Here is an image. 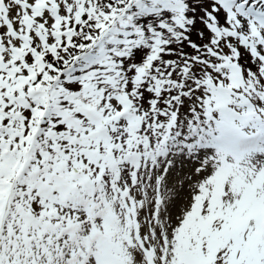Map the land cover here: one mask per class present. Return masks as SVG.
<instances>
[{
	"label": "snow or ice",
	"instance_id": "1",
	"mask_svg": "<svg viewBox=\"0 0 264 264\" xmlns=\"http://www.w3.org/2000/svg\"><path fill=\"white\" fill-rule=\"evenodd\" d=\"M0 264H264V0H0Z\"/></svg>",
	"mask_w": 264,
	"mask_h": 264
}]
</instances>
